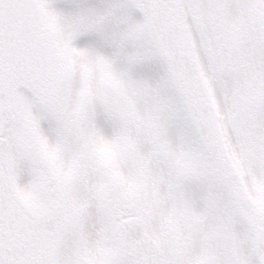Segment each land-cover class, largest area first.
Masks as SVG:
<instances>
[{
  "label": "snow or ice",
  "instance_id": "obj_1",
  "mask_svg": "<svg viewBox=\"0 0 264 264\" xmlns=\"http://www.w3.org/2000/svg\"><path fill=\"white\" fill-rule=\"evenodd\" d=\"M0 264H264V0H0Z\"/></svg>",
  "mask_w": 264,
  "mask_h": 264
}]
</instances>
